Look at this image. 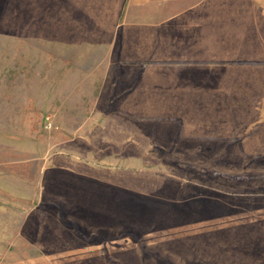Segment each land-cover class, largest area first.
<instances>
[{"label":"rangeland","instance_id":"374dc122","mask_svg":"<svg viewBox=\"0 0 264 264\" xmlns=\"http://www.w3.org/2000/svg\"><path fill=\"white\" fill-rule=\"evenodd\" d=\"M26 27L0 26V264H264V110L130 111L108 45Z\"/></svg>","mask_w":264,"mask_h":264},{"label":"crops","instance_id":"0c3cea01","mask_svg":"<svg viewBox=\"0 0 264 264\" xmlns=\"http://www.w3.org/2000/svg\"><path fill=\"white\" fill-rule=\"evenodd\" d=\"M1 1L0 26L17 25L20 40L33 25L34 40L108 45L118 81L133 84L130 111L231 121L264 110V0Z\"/></svg>","mask_w":264,"mask_h":264}]
</instances>
